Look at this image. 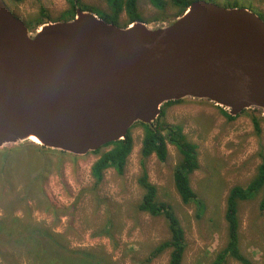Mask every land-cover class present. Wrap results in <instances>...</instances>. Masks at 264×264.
Segmentation results:
<instances>
[{"label": "water", "instance_id": "1", "mask_svg": "<svg viewBox=\"0 0 264 264\" xmlns=\"http://www.w3.org/2000/svg\"><path fill=\"white\" fill-rule=\"evenodd\" d=\"M75 12L32 33L0 0V149L33 134L84 155L184 98L264 114V19L249 8L194 0L154 27Z\"/></svg>", "mask_w": 264, "mask_h": 264}, {"label": "rangeland", "instance_id": "2", "mask_svg": "<svg viewBox=\"0 0 264 264\" xmlns=\"http://www.w3.org/2000/svg\"><path fill=\"white\" fill-rule=\"evenodd\" d=\"M4 1L32 33L44 23L59 21L69 7L66 0ZM217 1L220 5L234 2L238 7L262 14L264 18V0ZM80 2L94 10L98 17L112 15L108 0ZM137 8L142 21L151 27L168 24L177 17V8L169 1L163 8H156L149 0H137ZM127 21L123 10L118 15L117 25L123 26ZM222 109L208 100L194 98L161 106L160 122L180 125L187 141L196 145L199 167L189 175L190 186L196 194L192 201L183 202L174 186L173 172L181 159L176 147L167 145L164 161L154 154L143 158L140 154L143 129L134 125L130 131L133 147L123 173L108 168L97 184L90 176V166L99 153L89 152L85 156L66 152L36 154L38 168L43 164L50 166L46 179L39 183L41 192L62 212L54 218L42 209H36L31 214L34 222L52 226L55 232L64 236L70 249L90 252L106 264H167L170 249L148 260L151 250L169 238V230L163 216H153L137 209L143 194L137 179L145 170L150 183L156 187V198L171 206L183 228L181 264H213L227 242L224 213L228 191L236 185L245 186L252 179L261 161L260 155L264 154L263 112L248 108L229 119L223 115ZM253 117L258 119V132ZM23 143L33 142L25 140ZM13 146L17 145L5 148ZM106 149L102 148L100 152ZM33 152L34 149H27L28 154ZM14 154L17 158L25 156L24 153ZM18 173L16 191L0 189V221L16 217L18 220L11 222L10 227L17 229L23 224V211L22 206L13 211V200L21 197L19 192L24 180L23 170ZM260 197L258 193L237 205L238 246L249 264H264V211L259 209ZM22 246L7 242L0 244V264H29L24 256H27V248ZM224 264L242 263L227 257Z\"/></svg>", "mask_w": 264, "mask_h": 264}, {"label": "trees", "instance_id": "3", "mask_svg": "<svg viewBox=\"0 0 264 264\" xmlns=\"http://www.w3.org/2000/svg\"><path fill=\"white\" fill-rule=\"evenodd\" d=\"M21 2L23 0H13ZM69 7L60 16V20H70L75 16V10L78 6L82 10L94 11L91 8L82 6L80 0H66ZM156 8H163L169 1L177 8L176 16H180L194 0H149ZM218 3L217 0H208ZM112 15H102L101 18L107 22L117 24V18L120 12L125 11L128 21L125 25L134 21H142L138 12L137 0H108ZM225 7H238L234 2H226ZM95 12V11H94ZM260 16L263 18L262 14ZM264 19V18H263ZM143 22V21H142ZM41 23V22H40ZM178 100L168 101L164 104L168 105ZM163 104V106H164ZM222 113L227 118V111L222 109ZM160 114L156 121L151 124L137 122L134 125H140L143 129V138L141 141L140 154L146 158L154 154L160 161H164L167 156V145L171 144L176 147L181 155L180 161L173 172V182L175 189L182 201L188 203L196 198V194L190 186L189 175L198 169V159L196 145L187 141L180 125H168L160 122ZM255 130L259 131V123L256 117H253ZM132 126V128L134 127ZM129 129L126 137L117 141H111L101 148L92 151L99 153L97 159L90 166V176L97 184L102 181L103 173L108 168H114L118 174L123 173L127 158L132 151L133 138ZM32 148V154L27 153V149ZM107 148L105 151L100 150ZM21 151V152H20ZM15 152L24 153V157L17 158ZM64 154L63 151H55L43 148L41 145L34 143H21L10 148L0 149V189L5 192L16 191L15 178L18 170H23L24 180L19 194L20 198H14L13 211L18 210L22 206L23 224L21 228H13L11 222L17 221L16 217H8L0 221V244L15 243L23 245L27 248L25 251L29 264H106L100 258L82 250L70 249L64 242V236L53 230L52 226L44 223L36 224L32 218V212L36 209H42L54 218H58L60 209L56 208L41 192L39 183L43 182L49 171L50 166L43 164L37 167L36 154L45 153ZM261 161L256 168V172L252 179L245 186H233L229 189L226 196V209L224 219L227 228V242L224 248L218 252L217 258L213 264H224L227 257H232L242 264H249V261L240 252L238 242L239 221L237 216L238 202L241 200L251 199L258 193L261 195L259 200V209L264 211V154H261ZM137 183L143 189V194L137 209L144 211L153 216H163L168 225L169 238L156 245L149 255L151 260L161 254L164 250L170 249L167 264H181L184 255V232L180 222L172 210L171 206L165 202L158 201L156 198V187L150 183L145 170L137 179ZM6 193L3 194V198ZM5 234L8 236L6 238ZM13 237H16L13 240ZM21 240V241H20ZM23 243V244H22Z\"/></svg>", "mask_w": 264, "mask_h": 264}, {"label": "bare ground", "instance_id": "4", "mask_svg": "<svg viewBox=\"0 0 264 264\" xmlns=\"http://www.w3.org/2000/svg\"><path fill=\"white\" fill-rule=\"evenodd\" d=\"M28 138H29V140H31L32 142H34V143H36V144H40L41 143V141H40V139L36 136V135H33V134H30L29 136H28ZM44 148V147H43ZM56 151V150H55ZM59 152V151H58ZM67 154H69V153H67ZM85 156V155H84Z\"/></svg>", "mask_w": 264, "mask_h": 264}]
</instances>
